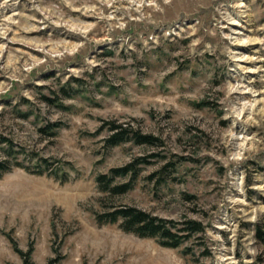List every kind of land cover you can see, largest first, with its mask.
Masks as SVG:
<instances>
[{
    "label": "rangeland",
    "instance_id": "rangeland-1",
    "mask_svg": "<svg viewBox=\"0 0 264 264\" xmlns=\"http://www.w3.org/2000/svg\"><path fill=\"white\" fill-rule=\"evenodd\" d=\"M0 133V264H264V0H0ZM119 207L204 230L168 248Z\"/></svg>",
    "mask_w": 264,
    "mask_h": 264
},
{
    "label": "trees",
    "instance_id": "trees-1",
    "mask_svg": "<svg viewBox=\"0 0 264 264\" xmlns=\"http://www.w3.org/2000/svg\"><path fill=\"white\" fill-rule=\"evenodd\" d=\"M111 135L106 138L107 146L115 147L134 141L139 145H156L159 139L151 134H143L134 128L125 127L111 123ZM9 139L0 133V149L5 150V147H10ZM6 161H0V172H6ZM17 166H21L20 164ZM131 176L132 180L122 185H114L117 177ZM138 176V169L135 163L128 164L122 167L113 168L110 174L100 175L97 180L103 187L104 192L112 194L127 193L133 188L134 180ZM98 221L101 223H118L120 222L121 228L126 232L134 233L135 235L143 238H158L160 243L168 248H178L193 234L202 232L204 228L202 224L194 220H184L177 223L173 220H166L158 216H154L146 211L136 207H119L113 211L103 213L98 216ZM57 259H51L49 264H57ZM25 263L33 264L31 255L25 254Z\"/></svg>",
    "mask_w": 264,
    "mask_h": 264
},
{
    "label": "bare ground",
    "instance_id": "bare-ground-1",
    "mask_svg": "<svg viewBox=\"0 0 264 264\" xmlns=\"http://www.w3.org/2000/svg\"><path fill=\"white\" fill-rule=\"evenodd\" d=\"M241 7V6H240ZM231 24H233V25H238V23L236 22V23H231ZM235 33H238V34H240V32H235ZM242 44L243 43H245V42H241ZM240 49V48H239ZM245 56H239V59H238V61H249L248 59L249 58H244ZM243 90H246V89H243ZM244 93H246V92H244Z\"/></svg>",
    "mask_w": 264,
    "mask_h": 264
}]
</instances>
